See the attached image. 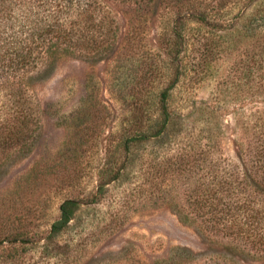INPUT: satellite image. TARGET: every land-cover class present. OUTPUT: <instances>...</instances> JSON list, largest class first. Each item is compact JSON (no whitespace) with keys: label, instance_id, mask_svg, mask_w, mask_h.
<instances>
[{"label":"rangeland","instance_id":"374dc122","mask_svg":"<svg viewBox=\"0 0 264 264\" xmlns=\"http://www.w3.org/2000/svg\"><path fill=\"white\" fill-rule=\"evenodd\" d=\"M110 3L121 26L119 52L96 65L66 59L38 85L35 92L40 105L48 107L42 138L32 153L14 162L7 160L0 170V239L14 232L38 239L36 245L14 250L5 242L0 264H47L41 255L45 245L52 255L62 253L51 264H75V255L78 264L106 261L103 256L125 248L129 261L153 264L177 247L195 253L206 249L197 231L183 224L151 186L158 183L159 169L194 163L208 146L215 147V158L236 161L237 141L250 136L242 123L258 105L256 82L245 76L241 64L253 52L254 37L224 42L221 53L219 44L211 50L210 40L200 47L194 39L183 57L187 76L171 100L174 112L184 117L183 131L170 132L163 143L140 146L137 160L127 170L128 180L107 186L99 203H84L61 237L60 248L46 240L52 223L60 217L61 204L92 196L106 153L113 157L110 153L124 134L131 133L135 121L145 123L140 115L135 119L124 95L133 87L147 91L163 85L164 50L159 34L165 17L142 23L135 8ZM77 125L83 132L78 133ZM66 243L73 244L78 254H66L62 249Z\"/></svg>","mask_w":264,"mask_h":264},{"label":"trees","instance_id":"16d2710c","mask_svg":"<svg viewBox=\"0 0 264 264\" xmlns=\"http://www.w3.org/2000/svg\"><path fill=\"white\" fill-rule=\"evenodd\" d=\"M110 2L135 8L142 23L165 17L159 34L164 50L163 85L147 91L133 87L124 95L135 119L140 115L145 123L135 121L131 133L124 134L110 153L113 157L106 153L92 196L61 204L60 217L52 223L46 240L60 248L61 237L82 205L99 203L107 186L128 180L127 170L137 160L140 146L163 143L170 132L183 131L184 117L174 112L171 100L187 76L183 57L194 39L200 47L210 40L211 50L219 44L221 53L224 42L254 37L253 52L241 64L245 76L256 82L258 105L242 123L250 136L237 141L236 161L215 158V147L208 146L194 163L159 169L158 183L151 186L183 224L197 231L206 249L195 253L177 247L153 264H264V0H0V170L7 160L14 162L32 153L42 138L48 107L40 105L35 92L38 85L66 59L96 65L119 52L121 26ZM216 37L219 41L213 40ZM77 129L83 132L80 125ZM5 242L14 250L36 245L38 239L14 232L0 239V249ZM72 247L66 243L62 249L78 254ZM42 249L47 264L62 254L52 255L48 245ZM127 253L125 248L103 256L106 261L87 264H140L129 261Z\"/></svg>","mask_w":264,"mask_h":264}]
</instances>
